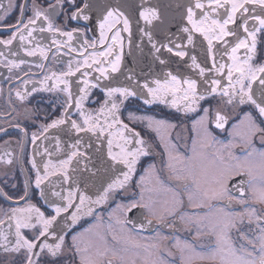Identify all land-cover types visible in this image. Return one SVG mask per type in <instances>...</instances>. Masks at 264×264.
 Segmentation results:
<instances>
[{
    "label": "snow or ice",
    "instance_id": "snow-or-ice-1",
    "mask_svg": "<svg viewBox=\"0 0 264 264\" xmlns=\"http://www.w3.org/2000/svg\"><path fill=\"white\" fill-rule=\"evenodd\" d=\"M66 2L70 7H75V11L68 16L69 19L77 20L82 17L87 20L89 18L87 15H83L84 9L76 6V0H55V3H49L46 9H41L36 4V0H32V15L27 19H25L28 11L27 3L16 4L14 0H9L6 7L3 0H0V22H3L2 26L11 32L8 39H0V45H4L8 49L14 41L19 39L23 47L24 41L33 37L37 31L38 22L44 21L47 26L46 28L39 27V31L66 37L65 46L70 47L69 42L73 41V34H82V30L74 28L70 31H63L54 26L49 15V10H63ZM87 7L88 5L84 6L85 9ZM255 7L261 9V14L254 13ZM221 9L224 10L223 14L220 12ZM14 10H18V19L13 24H7L6 22ZM197 10L200 14L199 19L195 18ZM237 14L241 17V23L238 25ZM186 15L188 24L191 25L190 28L182 29V32L187 33V43L194 44L195 33H200L203 36L207 41V58L212 60V68L207 71L215 70L223 76L224 70L227 68V86H223L220 79H212L210 83L205 80L204 83L208 87L204 92H200L197 80L180 79L171 72H167L163 82L160 79L152 81L155 87L150 86L147 82L142 86L137 85L145 96L143 102L146 105L157 102L164 104L168 103L166 98L171 96V107H179V101L183 100L186 102V110L196 111L195 106L200 101L206 100L209 96L213 98L220 96L225 105H247L249 110L244 112L243 119L234 124L229 132V135L237 142L221 143L215 139L208 127L197 128V123L202 124L210 111V109L204 108L205 117H202L200 121L193 122L192 132L195 135L191 139L190 149L185 144L189 154H182L178 146L171 141L165 144L166 159L162 162V167L158 169L155 164H149L145 169V175L153 177L151 186H144L145 175H142L136 184L140 189L139 199L132 200L127 204L118 203L116 209L120 210V215H116L115 209L110 212L105 227L103 217L96 215V206L107 204L110 199L123 193L131 184L141 158L151 154V149L146 146L140 133L130 128L129 124L124 123L119 115L124 101L141 93L129 86L112 87L100 83L101 79L107 80L111 73L119 71L121 56L117 53L114 59H108V57L113 55L117 45L122 50L124 41L122 32L128 33L129 42H131L132 36L131 18L119 6H105L99 27L101 30L100 43L111 41L107 50L93 53L91 57H84V53L81 52L82 64L78 62L77 66L73 68L72 61H69L66 72L59 74L53 72L51 76L45 77L46 80L55 79L57 81L46 90L59 89L66 94V102L63 105L61 117L53 119L47 125H41V135L47 133L49 129L68 125L69 129L77 134L91 133L98 140L104 137L107 141V161H110L107 167L115 170L117 165H122L126 171H122L120 176L107 182L106 186H102V191L95 200L81 193L79 188L75 191L69 190L67 195H64L62 191H52L51 195L61 203L53 201L50 204L53 211L51 216H45L40 208L32 204H29L27 208L10 209V215L7 213L6 215L9 220L15 221V231L14 233L0 232V248L5 253L22 255L23 259L19 261V264H39V258L42 255L50 257V264H60L62 258L68 256L73 257L72 264H76V258H78V264H176L175 260L170 261L168 257H174L177 253L179 254V264H264V215L259 214L257 209L248 203L251 200L253 204H264V148L257 149L254 143L259 138L261 145H264V64L255 65L253 63L257 55V34L264 33V0H194V3L187 8ZM139 17L147 25H151L154 20H160L161 13L155 6L142 7ZM249 21L254 23L250 26ZM117 24H121L122 28L113 32ZM229 25H236V28L242 29L246 35L241 37L237 30L230 28ZM140 32L156 52L165 48L167 52L173 53L175 48V56L184 58L188 55L183 44H174L173 47L161 44L160 47H157L150 31L141 28ZM107 33H112V35L108 36ZM227 37H233L236 41L234 46H231L230 53L227 50L229 45ZM213 41L225 45L224 53L232 61L231 65L216 64ZM29 42L31 41L29 40ZM52 43L56 44L57 50H59L60 41L53 40ZM87 46H89V42L85 39L82 45L85 51ZM90 46L95 48L96 43L92 42ZM241 48L247 51L242 62L236 55ZM70 50L76 51L71 47ZM24 51L27 56L37 55L36 50L25 48ZM11 55L15 56L17 53L11 52ZM39 55L47 59V51L43 48L39 49ZM3 56L4 52H0V57ZM97 57L102 59H97ZM5 60L7 61L5 67H8L9 71L19 68L25 63L22 59L17 62L7 60L5 57ZM191 62V67L198 69V74L204 76L206 68L197 62L196 56H191ZM160 63L163 65L165 61L160 60ZM105 64L110 66V70L109 67L103 66ZM94 65L99 76L94 78V82L84 79L82 87L78 80L77 86L80 95L78 99L74 98L71 82L66 77L75 76L76 73L81 72V68L85 69L82 75L88 76L87 69L93 68ZM40 67L43 68L44 65H40ZM234 74L238 75L234 76ZM25 75L27 76L28 73ZM126 78L129 81L133 80L132 76ZM22 83L27 85L29 81L22 80ZM257 83L260 86L258 94L253 90V85ZM90 88H100L105 94V99L95 114H86L83 111L82 102L89 95ZM37 91L34 84L30 91L27 89L24 93L16 91V96L24 101L28 95ZM178 94L181 95L178 96ZM73 107L79 110L78 114L83 118L82 123L71 119ZM129 118L137 119L131 113ZM148 120L149 126H151L153 121L151 118ZM155 123L163 125L165 122L161 120L155 121ZM227 124L228 117L220 111H216L215 128L223 131L226 130ZM16 126L19 127V125ZM171 127H175V125H171ZM22 131L26 134V129H22ZM38 139L40 137L36 133H32L31 140L34 145ZM133 143L135 147L130 149L128 145ZM80 144L81 140L78 137L71 145L72 151L67 160L61 162L60 172H50V166L52 168L55 166L50 165L49 162L44 165L42 175L35 159L31 161L32 168L36 171L34 185L36 189L40 190L41 197H45L42 184L49 175L60 174L65 182L70 179L64 169L71 164L74 158L85 161L82 169L84 173H87L82 176L84 183L97 176L100 168L96 165H93L95 171L89 168L91 158L86 152L80 151ZM218 144L219 148H216ZM237 147L242 148L240 155H236L232 151ZM209 149H213V151L210 152ZM11 162V160L8 161V163ZM100 163L103 165L105 161L101 160ZM236 176H240L241 179L236 191H233L230 182ZM28 189L29 184L26 181L24 195L20 199L28 198ZM145 193H147V197ZM3 195L6 199H11V197H7V194ZM233 203L243 205L244 212L231 211ZM73 208L75 211L70 213L69 223V217L65 214H69V210ZM134 209H141L147 213L145 219L149 225L155 220L157 224H162L174 232L182 228L191 232L192 240H181L175 234L167 236L159 232L152 238H138L133 235L136 226L128 228L130 223L128 213ZM61 216H64L65 225L69 228L79 223L83 216H95L96 223L72 235L71 243H68L65 229L59 227L58 218ZM245 217L248 224H254L257 230L252 236L243 232L238 226L244 223ZM4 222V220H0V224ZM144 223L143 220L139 223V229L144 228ZM9 227L11 228L12 225L10 224ZM24 229L31 230V237L24 233ZM234 229L237 232L239 244L233 239ZM10 235L14 236V241L9 239ZM50 236L53 237L52 243L47 242ZM204 238H207L206 244L198 243ZM172 249L176 251L173 252ZM7 264H18V261L13 259Z\"/></svg>",
    "mask_w": 264,
    "mask_h": 264
},
{
    "label": "flooded vegetation",
    "instance_id": "flooded-vegetation-1",
    "mask_svg": "<svg viewBox=\"0 0 264 264\" xmlns=\"http://www.w3.org/2000/svg\"><path fill=\"white\" fill-rule=\"evenodd\" d=\"M3 3L7 7L9 0H3ZM14 3H27L28 11L25 19L32 15V0H14ZM49 3H55V0H36V4L39 5L41 9H46ZM82 4L83 0H76L77 7L80 8ZM73 11H75V7H70L66 2L63 10H49L50 19L55 27L60 28L63 31H70L74 28L81 29L84 37L91 41L92 39L89 36L88 28L81 23L68 18ZM18 16V10L12 11L11 16L8 18L6 23H15ZM2 23L3 22H0V39H8L11 32L9 29L2 26ZM41 26L46 28V22L39 21L36 25L37 31H39V27ZM45 32L42 33V35L45 38L49 35L50 38L48 41H43L41 43L33 42L29 44L31 45L30 50H36L37 55H26V57L21 58L25 61V63L20 65L19 68L11 69V71H9L8 67H5V64L7 63L5 57H7V60H15L19 62V60H21V53L18 52L17 55L13 56L11 55L14 47L13 45H10L8 49H6L4 45H0V52H4V56L0 57V220L5 221L3 224H0V232L4 233H14L15 231V221L9 220L6 215V213L10 215V209L12 208H27L29 204H32L40 208V210L45 213V216H51L53 214V211L42 202L39 194L40 190L35 188L34 181L36 171L32 168L31 164V148L33 145L31 140L32 133H36L38 136L41 135V125H47L53 119L61 117L63 105L66 102V97L58 89H53L52 91L47 92L43 90V87H41L43 86L42 81H48L45 77L50 76L49 73L51 70L60 72V70L64 68L62 62H58L59 60L54 57L56 55L55 50H57V45L52 43L54 34ZM259 42L260 45L258 52L260 53L256 63H262L264 61V33L260 34ZM40 48L47 51V59H44L39 55ZM59 49H61V46ZM40 65H44V67L41 68ZM25 73H28V75L26 76ZM22 80H28L29 83L25 85L22 83ZM34 84L38 89L37 92L28 95L24 101L17 98L16 91H20L21 93H24L25 89L30 91ZM102 100L103 94L95 90L87 106L90 109H94L97 106H100ZM54 108L55 110H53ZM204 108L210 109L208 116L206 117V126L211 130L213 136L217 138V140L221 141V143H228L229 141L236 143V141L233 140V137L229 135V132L232 130V126L234 124H237L241 119H243L244 112L249 110L247 105H225L222 102V99L215 97L210 100L203 101L200 105L199 111H195L191 115H184L173 111L168 112L161 106L147 108L139 101H128L127 108L122 112L123 120L125 123H128L131 128L135 129L136 132L140 133L141 138H143L146 142V146L151 149V154L148 157L141 158L129 187L123 193L116 195V200L109 204V206L100 208L98 212H96V215L105 217V215H108L118 201L138 200L140 189L136 186V184L140 181V177L145 172L146 167L149 164H155L159 169L162 167V162L166 159L164 155V145L168 143H166L163 139L161 133H159L154 127L149 126L148 123L142 119H130L129 113L132 112L136 115L140 114L146 116L152 115L155 117L154 119L156 121L162 120L166 124L170 125L167 128L168 132H170L168 134V141L175 143L182 154H189L185 148V144H187L190 149L191 139L195 135V133L192 132L193 122L197 121L198 116L204 112ZM216 111H220L228 117L226 130L222 131L215 128ZM71 119L79 122L81 121L80 116L75 113L71 115ZM16 125H19V127ZM171 125H175V127H171ZM22 129H26V134L22 131ZM254 143L257 149L264 148V145H261L259 138H257ZM233 151L234 154L240 155L242 148L237 147L234 148ZM82 152H86L87 154L91 153L90 151ZM9 160L12 162L8 163ZM83 165L84 163L77 161V165L74 167L76 170V178H72V180L74 182L76 179L79 180V184L77 182L75 183L77 188L78 185H80V187L85 189L81 190L83 194H90L92 193V190L93 193H95L98 190V184L94 182V179H92V181L89 180L87 183L82 181V176L87 175V173L82 171ZM89 168L95 170L92 165ZM236 178H238V176L234 177L230 182V187L233 188V191H236L238 183L241 179L240 177V179L235 181ZM244 179H247V177H244ZM26 181L29 184V196L28 198L22 200L20 197L24 195V186ZM246 187L247 186L245 185V188ZM3 194H7V197H11V199H6ZM248 203L251 204L252 207L256 208L259 214L264 215V204H253L251 200H249ZM231 211L235 213H243L244 206L233 203ZM146 217L147 213L143 212V210L134 209L132 212L128 213V219L130 221L128 228L131 229L135 225L136 231L134 232L142 236H147L148 238L154 237L156 233L159 232L167 236L175 234L185 240H192V234L190 231H185L181 228L179 231L174 232L172 229H169L162 224H157L155 220H153L152 224L149 225L146 222ZM142 220L145 221V223L144 228L141 230L138 225ZM94 222L96 223L95 216L90 217L88 220H81L78 226L69 231L68 235H66L67 242L71 243L72 235L83 231V229L89 227V225ZM10 224L12 225L11 228L9 227ZM240 225L243 226V229L241 230L249 236L254 235L257 231L254 224H248L246 217L244 223ZM23 231L26 235L31 237V230L24 229ZM184 232H186V234H184ZM48 238L49 240L47 242L52 243L53 237L50 236ZM9 239L14 241V236L10 235ZM204 242L205 244L207 243V238H204ZM198 243L203 242L198 241ZM236 243L239 244L240 241L238 240ZM37 251H39V249H37ZM172 251L175 252L176 250L172 249ZM178 255L179 254L177 253L174 257H168V259L170 261L175 260L176 264H179ZM13 259H17L19 264V261L22 260L23 257L22 255L18 256L14 253H5L3 249L0 248V264H7V262ZM72 260L73 257L71 256L62 258L60 264H72ZM39 264H50V257L42 255L39 258ZM76 264H78V258H76Z\"/></svg>",
    "mask_w": 264,
    "mask_h": 264
},
{
    "label": "water",
    "instance_id": "water-1",
    "mask_svg": "<svg viewBox=\"0 0 264 264\" xmlns=\"http://www.w3.org/2000/svg\"><path fill=\"white\" fill-rule=\"evenodd\" d=\"M194 3V0H83V4L81 5V9H84L83 15H87L89 18L87 20H84L82 17L80 19L75 20L78 23H81L85 27L88 28L89 36L92 39L89 41L84 37V34L74 33L73 34V41L69 42L71 48H75L76 51H71L69 46H65V42L67 41V38L64 36H60L58 34L53 35V40H58L61 43V49L55 50L56 55L54 57L59 60L58 62H62L64 65V68L60 70V72L56 70L50 71V76L53 72L59 74L61 72H66L68 69V62L72 61V67L75 68L77 66V63L80 64L83 63V58L81 57L80 53H84V57H91L93 53H99V52H105L107 50V46L109 43H111L110 40L106 41V43L101 44L100 43V22L104 15V7L105 6H111L116 7L119 6L122 11L125 12L126 15H128L131 18V29H132V36H131V42L128 40V33L122 32V36L124 37L123 41V48L121 50L120 46L117 45L116 48L113 51V55L108 57V59H114L115 55L118 53L121 56L120 65H119V71L115 73H111L109 79L104 80L101 79L100 83L102 85H108L112 87L116 86H129L136 89L138 93H141V88L137 85L142 86L145 82L149 83L150 86L155 87L154 84H152V81L155 79H160L162 82L165 79V74L167 72H171L173 75H176L180 79L185 78H191L197 80L198 83V90L200 92H204L206 85L204 83L205 80H208L209 83L212 79H220L221 84L223 86H227V68H225L223 76L220 73H217L215 70L207 71V69L212 68V60L207 58V41L204 40L203 36L200 33L194 34V44L189 45L187 43V33L182 32V29L184 27H191V25L188 24L187 21V8L191 6ZM88 5V7L85 9L84 6ZM155 6L159 9L161 13L160 20H154L151 25H147L145 21L140 19L139 17V11L142 10V7H152ZM251 7V6H250ZM223 9L220 10L221 14H223ZM255 14H261V9L259 7H255L254 9ZM196 19L200 18L199 11L197 10V16ZM241 23V17L239 14H237V25ZM254 22L249 21L250 26ZM230 28H233L237 30L238 35L243 37L244 34L242 29H237L236 25H229ZM122 28L121 24H117L115 28L113 29V32L117 29ZM144 28L148 31H150L153 35V40L157 44V47H160L161 44L168 45L169 47H173L174 44H183L184 50L187 51L188 55L184 58H180L175 56L176 49L174 48L173 53L167 52L165 48H161L160 52H156L152 45L148 42L146 37H142L140 29ZM44 33V32H43ZM48 33V32H45ZM50 33V32H49ZM261 33L257 34V55L253 63L255 65L264 64V61L262 63H256L257 58L259 56V37ZM108 36H111L112 33H107ZM37 36V37H36ZM58 37V38H57ZM50 36L43 37L42 33L40 31H36L33 34V37L29 38L28 40H25L23 43V47L21 46V42L19 39L14 41L12 43L13 51L15 53H21L20 59L23 57H26V53L24 49H31L29 44L33 42H45L48 41ZM88 40L89 46H87V50L85 51V48L82 47L83 41ZM229 41V45L227 46V50L230 53L231 52V46H234L235 44V38L233 37H227L226 38ZM29 40L31 42H29ZM92 42L96 43L95 48L91 47L90 45ZM171 42V43H170ZM225 45H223L221 42L213 41V51L216 53V64H225V65H231L232 61L229 59L228 55L224 53ZM237 57L242 62L246 55L247 51L243 48L239 49L237 52ZM191 56L197 57V62L201 64L202 67L206 68V72L204 76H200L198 74L199 70L191 67ZM159 57V59H157ZM97 59H102L101 57H97ZM160 60H164L165 64H161ZM104 67L110 66L105 64ZM85 69L81 68V72L76 73L75 76L72 77H66L71 82V91L73 93L74 98H79V88L77 86V81L79 80L80 86L82 87V81L84 79H88L89 81L94 82V78L96 76H99V73L95 70V65L91 69H87L88 76H83L82 73ZM238 75V74H234ZM132 76L133 80L129 81L126 77ZM57 83L55 79L48 80V81H42L43 90L47 91L46 89L51 87L53 84ZM40 87V89H41ZM62 87V85H61ZM259 84L253 85V90L258 94L259 92ZM59 90V89H58ZM97 90L98 92H101L103 94V100L105 99V94L103 91H101L100 88H90L89 89V95L84 99L82 102L83 105V111L87 113L95 114L100 106H97L94 109H90L87 104L91 97L94 94V91ZM49 92V91H47ZM61 92V91H60ZM65 97L66 94L61 92ZM181 94H178V96ZM220 99H222L220 96H216ZM144 94H139L136 97H130L127 100L124 101L123 105L121 106V111L119 113L120 118L123 120V111L126 109L128 101L135 100L139 101L143 106L145 107H153V106H161L166 111L170 112H176L179 114L184 115H191L195 111H188L186 110L185 104L186 102L183 100L179 101V107L173 108L171 107V100L172 97L169 96L166 99L168 100V103H154L151 105L144 104ZM212 96H209L206 100L212 99ZM226 99V98H224ZM101 101V103L103 102ZM203 100V101H206ZM203 101H200L198 105H196V111H199V107L202 104ZM117 103H119V100H117ZM72 115L73 113L78 114L79 110H77L75 107L71 109ZM79 115V114H78ZM81 121H77L78 123H82L83 118L80 117ZM124 121V120H123ZM125 123V122H124ZM128 124V123H127ZM130 127V125H129ZM131 128V127H130ZM131 135V134H128ZM40 139L37 140L36 144L32 145V155L31 160L35 159L37 166L40 168L41 174L43 175L44 165L49 164L54 165L55 168H52L50 166V172L51 171H57L60 172L61 170V162L67 160L68 156L71 154L72 148L71 145L75 143L76 139L79 137L81 140L80 144V151H87L91 152L87 155L91 158L89 162V167H93V165H97V167L100 168L99 173L94 179V182L98 184V190L93 193L87 194V196L92 197L93 200L96 199V197L101 193L102 186H106L107 182H110L112 179L116 178L117 176H120V173L122 171H126V169L122 165H117L115 170L109 169L107 167L108 164H110V161H107V141L104 139V137H101L99 140L93 136L91 133H75L74 131H71L69 129L68 125H62L58 126L57 128L49 129L47 133H44L43 135H39ZM141 137V136H140ZM128 147L134 148L135 145L129 144ZM47 149V151H45ZM101 160H104L105 163L102 165L100 163ZM77 161L80 163H85L84 160H77L76 158L73 159L71 164L67 165L64 170L67 171L70 179L68 181L63 180V176L60 174L57 175H49L48 178L43 182L42 188L45 192V197H41V200L43 203H45L51 210L50 204L55 201L56 203H61L57 198L53 197L51 195L52 191H62L64 195H67L69 190L75 191L77 189L76 183L79 184V180L76 179L74 182L72 178H76V170L74 167L77 165ZM138 167V166H137ZM136 167V169H137ZM96 170V169H95ZM93 170V171H95ZM73 173V176H72ZM122 178V177H121ZM134 178V177H133ZM132 178V179H133ZM238 178L235 179L237 181ZM92 181V179L90 180ZM92 183V182H90ZM79 191L85 190L84 188L80 187L78 185ZM82 193V192H81ZM116 198V196H115ZM110 199V203L103 205H98L95 208V211L98 212L100 208H105L106 206H109L108 204L113 203L116 199ZM87 207V206H85ZM75 211V209H70L69 214H65L69 217L68 222L70 223V213ZM92 216H83L81 220L89 219ZM59 220V227H63L65 229V233L68 235V232L74 229L78 226L79 223L72 226L71 228L67 227L65 225V218L64 216H61L58 218ZM57 231H59V228H57Z\"/></svg>",
    "mask_w": 264,
    "mask_h": 264
},
{
    "label": "rangeland",
    "instance_id": "rangeland-1",
    "mask_svg": "<svg viewBox=\"0 0 264 264\" xmlns=\"http://www.w3.org/2000/svg\"><path fill=\"white\" fill-rule=\"evenodd\" d=\"M200 108V107H199ZM200 113V112H199ZM130 114V113H129ZM131 114H132V116L133 117H135V118H137V119H134V120H138V119H142V120H144L145 122H147L148 123V125H149V120H148V118H151L152 119V123H151V127H154L159 133H161V136L163 137V139L166 141V143H169V141H168V134L170 133V132H168V130H167V128L170 126V125H168V124H166V123H164L163 125H158V124H156L155 123V117H153L152 115H149V116H146V115H140V114H138V115H136L135 113L133 114L132 112H131ZM207 116H208V114H207ZM202 117H205V113L203 112L201 115H199L198 116V118H197V121H200L201 120V118ZM239 123V122H238ZM197 126H198V128H200V127H202V126H206V118L203 120V123L201 124V123H197ZM207 127V126H206ZM216 140H217V138H215ZM217 141H219V140H217ZM221 142V141H220ZM237 142V141H236ZM216 148H219V144L218 145H216ZM259 149V148H258ZM209 151L211 152V151H213V149H209ZM233 151V150H232ZM233 153H234V151H233ZM142 175H145V172L142 174ZM152 181H153V177L151 176V175H145V180H144V184H145V186L146 187H150L151 186V184H152ZM147 183V184H146ZM145 196L147 197V193H145ZM130 201H132V200H130ZM130 201H118L116 204H115V206L113 207V209L110 211V212H113V210L115 209L116 210V215L117 216H119L120 215V210L119 209H116V205L118 204V203H123V204H127V203H129ZM109 203H110V201H109ZM109 205V204H108ZM109 212V213H110ZM109 213H108V215H105V217L103 216V220H104V222H105V227H106V224H107V222H108V216H109ZM237 220H239V217H237ZM95 224V222L93 223V224H91V225H94ZM90 226V225H89ZM239 226V228L240 229H243V226H241L240 224L238 225ZM118 227V226H117ZM88 228V227H87ZM183 232V231H182ZM184 234H186V232H184ZM133 235H135V236H137L138 238H148L147 236H142V235H140V234H138V233H135V232H133ZM232 235H233V239L234 240H236V241H238V239H237V234H236V230L234 229L233 230V233H232ZM155 237V236H154ZM179 239H181V240H185V239H183V238H181L180 236H177ZM203 243H205L204 242V240L202 241Z\"/></svg>",
    "mask_w": 264,
    "mask_h": 264
},
{
    "label": "bare ground",
    "instance_id": "bare-ground-1",
    "mask_svg": "<svg viewBox=\"0 0 264 264\" xmlns=\"http://www.w3.org/2000/svg\"><path fill=\"white\" fill-rule=\"evenodd\" d=\"M81 160H83V159H81ZM48 240H49V238H48Z\"/></svg>",
    "mask_w": 264,
    "mask_h": 264
}]
</instances>
